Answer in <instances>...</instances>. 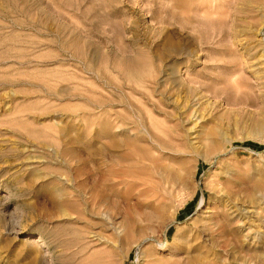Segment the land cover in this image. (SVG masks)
I'll return each mask as SVG.
<instances>
[{"label":"rangeland","instance_id":"obj_1","mask_svg":"<svg viewBox=\"0 0 264 264\" xmlns=\"http://www.w3.org/2000/svg\"><path fill=\"white\" fill-rule=\"evenodd\" d=\"M259 218L264 0H0V264H264Z\"/></svg>","mask_w":264,"mask_h":264},{"label":"bare ground","instance_id":"obj_2","mask_svg":"<svg viewBox=\"0 0 264 264\" xmlns=\"http://www.w3.org/2000/svg\"><path fill=\"white\" fill-rule=\"evenodd\" d=\"M212 3V2H211ZM212 9V8H211ZM208 10V9H207ZM214 10V9H213ZM193 118H194V124L190 127V134H189V136H190V141H191V143L192 144H197V143H199L200 142V139H201V134L203 133V130H202V126H200L199 124H198V122H199V120L201 119L200 117H199V114L196 112V111H194V113H193ZM260 126H262V124H263V122L262 123H258ZM257 124V125H258ZM263 127V126H262ZM261 127V128H262ZM208 140L209 139V137H207V136H204L203 137V139L202 140ZM47 148H49V146H47ZM53 149V148H52ZM54 151V154H55V156L56 155H58L57 154V152L55 151V150H53ZM8 189L7 188H5V191L6 192H8L7 191ZM83 195V194H82ZM258 214V213H257ZM255 217H257V215L255 216ZM258 218V217H257ZM258 220H261V222H263V224H264V219L262 220V218L260 219H258ZM120 226V225H119ZM116 227V226H115ZM122 230V229H121ZM121 232V231H120ZM163 246V245H162Z\"/></svg>","mask_w":264,"mask_h":264}]
</instances>
